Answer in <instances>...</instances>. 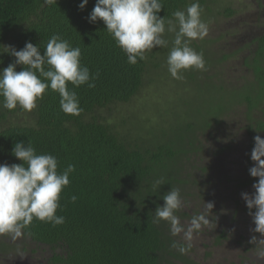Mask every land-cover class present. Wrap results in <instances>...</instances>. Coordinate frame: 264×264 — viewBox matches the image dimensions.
I'll use <instances>...</instances> for the list:
<instances>
[{
	"label": "trees",
	"instance_id": "1",
	"mask_svg": "<svg viewBox=\"0 0 264 264\" xmlns=\"http://www.w3.org/2000/svg\"><path fill=\"white\" fill-rule=\"evenodd\" d=\"M81 2L57 0L49 5L44 0H0V70L15 61L5 46L21 50L31 42L43 53L51 36L59 35L81 49L80 62L90 75L99 74L94 88L67 85L77 94L82 109L79 115L63 113L60 96L51 89H46L30 113L19 107L11 111L3 108L0 97V164L23 163L12 154L14 145L23 143L26 147L31 144L38 155L55 156L58 172L69 164L75 166L56 211L65 218L64 223L54 227L34 218L24 234L52 252L46 264H172L171 258L185 259L171 248L172 242L184 243L170 234L166 221L155 224L153 217L172 188H178L181 197L185 195L189 185L182 161L199 156V137L185 147L175 141L153 143L152 135L139 138L129 130L121 134L95 116L99 109L131 103L144 87L150 64L159 68L160 63L154 62L158 47L147 51L146 59L136 65L127 63L103 21L88 20L96 0H89L83 10L78 7ZM161 2L164 6L158 15L167 21L174 19L175 11H185L197 0ZM198 2L202 14L210 0ZM224 14L234 16L235 10L227 8ZM258 41L257 50L247 59L262 87L259 96L248 94L245 98L251 110L264 102V36ZM22 70L23 66L17 65L16 71ZM21 113L28 115L30 123H11ZM250 128L264 132V122L257 121ZM179 162L183 166L177 167ZM256 182L252 178L244 186ZM73 195L77 197L74 203Z\"/></svg>",
	"mask_w": 264,
	"mask_h": 264
},
{
	"label": "rangeland",
	"instance_id": "2",
	"mask_svg": "<svg viewBox=\"0 0 264 264\" xmlns=\"http://www.w3.org/2000/svg\"><path fill=\"white\" fill-rule=\"evenodd\" d=\"M207 6L201 19L208 34L190 44L203 53L206 70H185L183 79L170 75L167 56L175 37L169 32L164 35L168 46L158 47L154 61L160 67L150 64L139 95L129 104L99 109L95 116L121 134L129 130L139 138L152 135L153 143L175 141L185 147L198 135L199 156L182 161L189 186L177 216L187 226L204 210V202H213L214 208L210 224L194 234L185 259L171 258L172 264H264L258 246L250 243L253 236L260 240L264 235L251 231L255 225L241 197L255 191L254 183L244 184L254 179L249 174L254 166V137L264 139V132L250 128L264 122V102L251 110L245 99L248 94L259 96L262 90L247 59L264 36V0H210ZM227 8L235 10L234 16L224 14ZM19 117L11 123H30L26 113ZM176 239L185 243L182 234ZM51 254L25 234L16 240L0 235V264H46Z\"/></svg>",
	"mask_w": 264,
	"mask_h": 264
},
{
	"label": "clouds",
	"instance_id": "3",
	"mask_svg": "<svg viewBox=\"0 0 264 264\" xmlns=\"http://www.w3.org/2000/svg\"><path fill=\"white\" fill-rule=\"evenodd\" d=\"M44 2L51 5L57 0ZM88 2L82 0L79 9L83 10ZM163 6L161 0H96L88 20L90 23L103 21L106 31L125 53L130 65L145 60L147 51L167 47L168 41L164 39L167 31L174 33L175 37L167 56L170 75L183 79L185 70H206L203 53H197L190 47L192 40L204 39L208 34V26L201 19L202 9L198 0L185 11H175L173 20L166 21L165 17L158 15ZM5 48L15 61L0 70L3 108L11 111L19 107L30 113L37 107V100L43 99L46 89H51L59 94L63 113L79 115L82 109L77 94L67 85L71 83L78 88L87 84L89 88H94V81L99 75H90L89 68L81 64L79 47H73L59 35H53L43 53L31 42H26L21 50L10 45ZM17 65H22L23 70L17 72ZM12 154L23 163L0 164V235L16 240L24 235L23 230L31 225L34 218L54 227L63 224L65 218L56 215V211L60 208V194L69 185V176L75 171V166L69 164L58 172L57 158L51 154L38 155L31 144L26 147L23 143H16ZM251 160L254 166L249 169V174L258 178V182L253 184L255 191L252 194L241 193V197L255 225L251 231L264 235V139L259 135L254 137ZM162 199L164 204L156 208L153 223L166 221L173 237L182 234L185 243L173 241L171 248L180 254H187L194 234L210 224L209 213L214 203L204 202V210L194 215L185 226L175 214L184 206L180 190L172 188ZM71 200L74 203L77 197L73 195ZM250 243L256 244L257 254L264 257V247H260L264 245V239L258 240L253 236Z\"/></svg>",
	"mask_w": 264,
	"mask_h": 264
}]
</instances>
